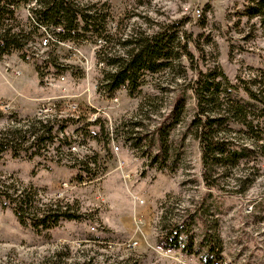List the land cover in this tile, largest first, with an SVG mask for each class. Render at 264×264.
<instances>
[{"label":"rangeland","instance_id":"1","mask_svg":"<svg viewBox=\"0 0 264 264\" xmlns=\"http://www.w3.org/2000/svg\"><path fill=\"white\" fill-rule=\"evenodd\" d=\"M105 1L110 5L107 47L88 39L78 43L80 55L66 47L51 54L64 65V81L46 86L44 77L55 75L58 67L35 54L0 58V133L37 117L42 99L60 95V85L68 96L55 101L71 100L78 108L61 111V117L75 120L58 133L62 145L44 143L29 156L0 154V193L19 198L24 191L38 209L56 204L77 215L34 231L1 199L0 264H202L206 233L216 240L217 264H264V144L258 149L252 133L235 125L217 128L218 137L233 139L251 153L253 148L255 161L250 157L225 170L213 168L215 185L208 188L191 126L194 66L221 69L264 96V24L243 13L248 0ZM18 11L28 15L27 8ZM174 23L180 57L169 69L147 74L136 95L118 89L111 108V97L100 87L104 70L97 68L98 57L114 55L133 33ZM37 45L32 43L30 51L45 57L46 49L38 51ZM81 55L92 64L88 76ZM12 70L20 75H10ZM238 97L247 99L240 92ZM3 103L10 109L3 110ZM89 105L108 111L110 121H100L103 130L99 122L87 121L95 110ZM180 223L192 236L190 252L162 249L163 228Z\"/></svg>","mask_w":264,"mask_h":264},{"label":"trees","instance_id":"2","mask_svg":"<svg viewBox=\"0 0 264 264\" xmlns=\"http://www.w3.org/2000/svg\"><path fill=\"white\" fill-rule=\"evenodd\" d=\"M101 1L0 0V58L12 53L34 58L30 45L40 41L42 28L48 30L55 39L76 46L93 39L95 43L100 40L99 43L107 47L110 5L105 0L102 3ZM21 8H27L28 15H20L18 10ZM243 13L248 18H257L264 24V0H248ZM178 26L174 23L162 26L158 31L133 33L122 42V49L114 55L98 57V61L103 62L105 66L102 68L104 74L100 81L103 92L112 96L118 89L125 87L128 94L134 96L140 92L147 74L169 69L173 60L180 57V35L175 29ZM54 49L53 47L45 52L46 58L41 62L55 65V68L58 67L55 71L62 72L64 66L57 64L55 55L50 57ZM106 67H109L110 71L105 70ZM194 72L195 79L191 83V89L196 101V112L191 126L199 142L203 179L205 185L211 188L215 185V180L212 179L213 168L225 170L227 166H235L250 157L254 162L256 153L253 148L251 153L250 148L236 143L233 139L218 137L217 128L227 124L243 128L252 133L255 146L261 148L264 144V96L255 94L246 84L233 82L221 69L203 71L194 66ZM238 92L247 99L238 97ZM251 114L252 121L248 119ZM177 120L172 119L168 125ZM68 121L75 120L53 114L46 119L34 117L20 127L11 126L0 133V154L8 151L14 157L29 156L39 153L44 143L57 141L62 145L58 133ZM98 124L103 130L102 123ZM28 141L30 144L24 145ZM155 160L156 158L152 162ZM80 162L89 165V161ZM88 171L87 176L92 174L89 168ZM18 196L19 198H15L7 191L0 193V200L5 199L19 222L22 225H30L34 231H39V228L51 229L61 220L77 217L68 209L56 204L54 208L38 209L34 200L29 203L26 201L29 195L24 191ZM184 223L164 227L158 237V245L165 250L181 249L190 252L192 236ZM203 242H207V249L200 256V261L202 264H217L221 255L216 240L210 233H206Z\"/></svg>","mask_w":264,"mask_h":264},{"label":"built area","instance_id":"3","mask_svg":"<svg viewBox=\"0 0 264 264\" xmlns=\"http://www.w3.org/2000/svg\"><path fill=\"white\" fill-rule=\"evenodd\" d=\"M198 13H199V11L197 10V14ZM42 33H43V35H42L40 41L37 43L38 44L37 47H39V48H37V50L39 49L38 51L46 49L45 52H47V50H50L53 47L55 48V50L58 49L59 47H66L67 49H69L72 52L73 55H77V54L80 55V50L76 45H73L67 41H60V40L55 39L54 36L48 30H46L44 28H42ZM34 54L38 57H41V60L46 58L43 55H40L38 52H35ZM82 58H83L82 63H83L84 74L86 76H88L89 71L92 69V64L87 59H84L85 58L84 56H82ZM4 65L6 67L9 66L8 63H4ZM58 65L60 67L64 66L61 63H58ZM96 65H97L98 69H102L105 67L104 63L101 61H97ZM54 72L56 73L55 75H46L44 77V83L46 86L54 85V81L55 82H62L65 80V76H64L63 72H57V71H54ZM9 74L13 75V76H17V75H20V72H19V70H12ZM59 92H60V95H58V96L46 97V98L42 99V101L40 102V104L36 108V116L37 117L46 119V118L52 117L53 114H58V117H61V114H63L61 111H63V112L64 111H72V112L77 111L78 108H77L76 102L71 101V100H65V99H60V101L63 102L64 104L61 107V109L58 108V106L61 102L60 101L56 102L55 100L58 98H66L65 96H68V94L65 93L66 92L65 88L61 85L59 87ZM87 94L89 96L91 93L87 92ZM104 95H106V94L104 93ZM106 96H108V95H106ZM109 97H111L109 99V102L111 103L110 107L112 108V102L116 101V99L112 98V96H109ZM89 106L93 107L95 110H93L92 113L89 114V117L87 120L88 122L95 124V123L100 122L101 120L103 121V120L107 119V121H110L108 111L103 110L102 107L99 108L95 105H89ZM1 107L3 110L10 109V106L8 103H3ZM70 148H72L73 151L77 150L76 147L71 146ZM124 177L129 179V174H125Z\"/></svg>","mask_w":264,"mask_h":264},{"label":"crops","instance_id":"4","mask_svg":"<svg viewBox=\"0 0 264 264\" xmlns=\"http://www.w3.org/2000/svg\"><path fill=\"white\" fill-rule=\"evenodd\" d=\"M5 57V56H4Z\"/></svg>","mask_w":264,"mask_h":264}]
</instances>
